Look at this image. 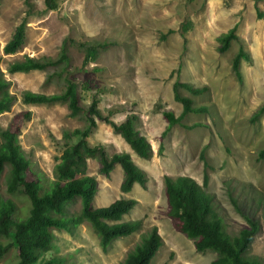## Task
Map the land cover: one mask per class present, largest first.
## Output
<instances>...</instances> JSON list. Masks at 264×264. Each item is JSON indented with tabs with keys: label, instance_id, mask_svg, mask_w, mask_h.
<instances>
[{
	"label": "rangeland",
	"instance_id": "obj_1",
	"mask_svg": "<svg viewBox=\"0 0 264 264\" xmlns=\"http://www.w3.org/2000/svg\"><path fill=\"white\" fill-rule=\"evenodd\" d=\"M54 9L44 10L43 0H0V72L10 80L15 100L0 112V128L15 131L20 146L41 172L53 177L60 154L62 132L84 125L80 115L71 116L65 103L23 102L24 89L59 92L62 79L45 80L51 71L7 70L23 56L55 57L62 43L71 56L68 77L77 82L79 101L87 108L94 99L101 115L119 121L134 113L135 127L148 139L152 155L135 154L109 122L94 115L95 125L86 140L101 143L108 153L127 151L143 168L144 186L119 188L122 169L115 164L108 174L99 172L95 157L86 160V173L96 178L93 205L102 206L118 197L136 202L121 219L138 218L140 227L111 241L103 250L99 236L86 220L72 232L55 229L52 247L44 258L57 257L61 264H113L152 226L161 237L150 264H211L214 253L199 251L192 238L180 230V221L169 215L164 176L187 175L203 185L215 208L232 233L246 224L235 208L258 221L247 254L264 261V0H56ZM261 13V15L258 14ZM23 22V42L12 53L3 51L15 27ZM188 29L183 33L182 24ZM234 26L238 38L224 51L217 49V36ZM82 41H103L96 57L83 63ZM239 46L248 54L239 63V77L231 69V57ZM175 79L204 87L194 94L185 88L194 105L204 111L189 112L167 126L163 110L174 115L181 104L173 97ZM263 107L258 114L255 111ZM7 166L0 173V195L5 190ZM203 180H205L203 182ZM24 215L28 200L10 194ZM80 207L79 197L67 205V214ZM8 238L0 236V242ZM16 247L0 254V264H15Z\"/></svg>",
	"mask_w": 264,
	"mask_h": 264
},
{
	"label": "trees",
	"instance_id": "obj_2",
	"mask_svg": "<svg viewBox=\"0 0 264 264\" xmlns=\"http://www.w3.org/2000/svg\"><path fill=\"white\" fill-rule=\"evenodd\" d=\"M30 5L28 0H23ZM43 11L54 9L56 0H43ZM261 15L260 12H258ZM189 24H182V33ZM23 22L14 29L10 38L4 43L3 51L12 53L23 42ZM235 28L218 34L219 51H224L230 40H236ZM105 45L103 41H82L80 46L84 52L83 63L96 57L98 50ZM248 54L239 46L231 57V69L239 77V63ZM71 56L67 45L62 43L55 57L23 56L22 59L11 61L7 70L29 71L33 69L51 71L45 80L56 77L62 79V88L59 92L44 93L24 89L20 97L23 102L65 103L71 116H82L84 125L73 129H64L62 132L60 154L52 168L53 177L42 176L33 163L23 152L17 133L9 128H0V173L7 166L5 190L8 196L0 195V236L8 238L5 243L0 242V254L9 246L16 247L17 260L15 264H61V261L50 256L44 258V252L52 247L55 229H65L72 232L80 222L86 220L99 236V243L106 250L111 241L117 237L128 235L140 227V220L121 219L124 213L129 212L136 200L133 197H118L102 206L93 205V197L98 188L96 178L86 173V160L95 157L99 162V172L108 174L115 164L122 169V179L119 188L122 191L131 189L134 183L144 186L148 175L137 165L127 151L108 153L103 144H89L86 136L95 125L94 115L109 122L113 132L118 133L132 151L142 158H149L152 149L148 139L135 127L137 117L134 113L125 116L119 121L101 115L93 99L88 108L79 101L77 82L66 75L70 70ZM10 80L0 72V112L8 110L15 100V95L9 90ZM180 88L198 94L204 87L192 86L186 81L175 79L172 83L173 97L181 104L177 115L171 109L163 110L167 119V126L179 122L189 112H200L204 105H194L191 96L180 92ZM263 107H259L255 113ZM264 157V146L258 149L257 158ZM205 180H203L204 182ZM203 184V183H202ZM187 175L164 176V186L168 203V213L180 221V230L192 238L194 246L199 251L210 250L214 253L211 264H264L256 256L247 254V249L253 240L258 228V221L242 211L240 205L231 199L235 208L243 215L246 224L230 233L224 220L215 208L211 195L203 185ZM10 194H22L28 200L24 215L19 214V207ZM75 197H79L80 207L71 214H67V205ZM262 221L264 224V205ZM161 237L152 226L140 234L139 240L129 247L125 255L113 264H150Z\"/></svg>",
	"mask_w": 264,
	"mask_h": 264
}]
</instances>
